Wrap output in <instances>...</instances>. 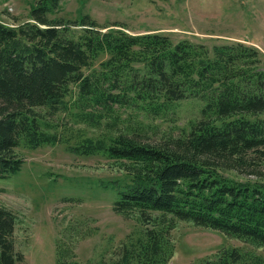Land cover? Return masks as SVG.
I'll return each mask as SVG.
<instances>
[{
    "label": "trees",
    "instance_id": "trees-1",
    "mask_svg": "<svg viewBox=\"0 0 264 264\" xmlns=\"http://www.w3.org/2000/svg\"><path fill=\"white\" fill-rule=\"evenodd\" d=\"M61 2L38 0L27 22L0 21V179L22 170V143H70L62 123L69 117L97 135L77 129L68 150L115 160L131 179L113 183V208L137 219L140 235L119 246L114 264H169L179 221L264 247L261 53L243 43L210 50L157 33L131 35L89 14L66 19L58 16ZM188 99L203 102L200 119L185 133L153 139L147 122ZM230 172L256 180L238 182ZM17 223L0 206V264L24 261ZM68 230V239L57 241V264H81L77 228ZM197 264H264V257L223 248Z\"/></svg>",
    "mask_w": 264,
    "mask_h": 264
},
{
    "label": "rangeland",
    "instance_id": "rangeland-1",
    "mask_svg": "<svg viewBox=\"0 0 264 264\" xmlns=\"http://www.w3.org/2000/svg\"><path fill=\"white\" fill-rule=\"evenodd\" d=\"M37 1L0 0V21L12 26L15 18L27 22ZM85 14L101 25L120 23L124 27L116 28L131 35H166L174 44L189 41L212 50L243 43L261 53L264 68V0H62L58 12L66 19ZM94 67L99 68V62ZM203 106L196 99L181 101L164 118L148 121L146 129L153 139L163 132L185 133L200 119ZM62 123L71 129L66 133L70 143L35 149L22 143L17 149L24 159L22 170L0 179V206L18 219L15 242L24 255L19 264H57V241L67 240L71 228H77L73 233L78 262L114 264L119 246L128 237L140 235L138 220L126 219L113 208L119 192L113 183H130L131 179L115 160L70 152L68 146L77 143L81 134L78 130H85L87 136L97 133L69 117ZM227 175L238 182L256 180L235 172ZM172 242L175 250L169 264H197L214 258L223 248L264 257V247L187 221L177 223Z\"/></svg>",
    "mask_w": 264,
    "mask_h": 264
}]
</instances>
